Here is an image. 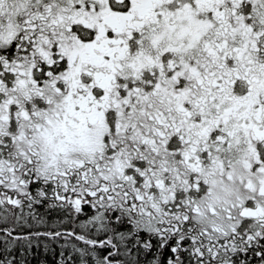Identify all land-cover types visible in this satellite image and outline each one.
I'll list each match as a JSON object with an SVG mask.
<instances>
[{
	"label": "snow or ice",
	"instance_id": "6c2138e0",
	"mask_svg": "<svg viewBox=\"0 0 264 264\" xmlns=\"http://www.w3.org/2000/svg\"><path fill=\"white\" fill-rule=\"evenodd\" d=\"M0 264H264V0H0Z\"/></svg>",
	"mask_w": 264,
	"mask_h": 264
}]
</instances>
